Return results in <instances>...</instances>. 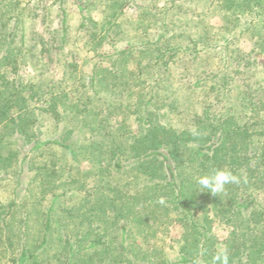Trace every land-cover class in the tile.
I'll return each instance as SVG.
<instances>
[{"label": "trees", "instance_id": "16d2710c", "mask_svg": "<svg viewBox=\"0 0 264 264\" xmlns=\"http://www.w3.org/2000/svg\"><path fill=\"white\" fill-rule=\"evenodd\" d=\"M128 1H73L80 15L76 35L100 58L84 73L74 47L77 44L72 41L67 8L72 0H0V172L10 174L16 165L21 175L29 153L48 149L68 155L72 167L83 160L91 164L79 179L91 172L99 177L94 197L86 191L80 198L74 193L54 196L44 212L41 245L47 243L54 220L61 231L67 217L77 226L73 232L57 234L65 253L64 259L58 257L61 264H168L162 257L152 260L149 251L137 247L136 239L130 246L125 244L135 231L144 235L153 229L161 209L167 215L169 210L181 209L184 215L179 220L185 219V227L190 226L191 237L185 235L180 263L264 264V91L256 102L244 107L250 113L244 122L235 106H224L219 117H211L207 110L192 129L178 131L161 122L157 90L153 87L147 94L143 77L161 64L170 68L179 49L169 43L168 28L156 40L142 41V50L137 51V43H132L107 51L105 46L121 33L118 20ZM222 3L232 14L247 12L257 20L264 16V0ZM143 9L139 22L153 11L150 6ZM53 14L59 28L39 32L37 26L49 27ZM163 19L167 27L168 21ZM53 55L60 68L56 78L49 75ZM146 55L147 62L142 60ZM154 76L158 80V73ZM228 79L223 78V84ZM117 90L123 97L115 105L109 95ZM126 97L129 103L124 104ZM124 112L127 118L134 115L136 131L129 128L126 117H115ZM44 120L56 125L53 134L42 129ZM193 142L197 144L191 146ZM187 159L197 176L190 182L182 176ZM52 161L51 168L46 163L38 166L46 192L56 179V162ZM131 161L143 183L125 193L118 175ZM78 180L71 175L63 182ZM82 183L85 188L86 182ZM207 201L213 203L216 214L235 213L233 218L229 215L234 230L223 249L210 234L207 224L211 221L205 217L207 224H202L196 219L195 209L205 208ZM16 205L12 200L0 208V234L9 245L13 242L8 219ZM120 219L125 220L121 243L112 247L119 236L110 234L111 226L118 229ZM34 254L23 245L18 260L24 262Z\"/></svg>", "mask_w": 264, "mask_h": 264}, {"label": "rangeland", "instance_id": "374dc122", "mask_svg": "<svg viewBox=\"0 0 264 264\" xmlns=\"http://www.w3.org/2000/svg\"><path fill=\"white\" fill-rule=\"evenodd\" d=\"M73 1L76 0H72L67 7L72 24V41L77 44L74 47L79 54L78 63L81 65V70L86 73L91 71L95 60H100V58L94 55V52L88 51L78 34L76 35L80 15ZM149 6L152 7V14L148 13L146 21L139 22V16L144 12L143 8ZM53 16L49 27L37 26L39 32L59 28V21L55 18V14ZM95 16L98 15L95 14ZM163 18L168 21L167 27H165ZM118 22L121 26L117 30L121 33L118 35L112 33L116 36L115 41L105 46L110 53L115 52L116 48H124L132 43H137L134 47L137 51L142 50L140 49L142 41L156 40L158 36L166 33L168 28L170 30L167 32L168 37L165 35V39L167 37L169 43L179 49L175 62L170 64V68L165 69L161 64L160 67L153 68V73H146L143 77L146 80L144 86L147 94L153 90V87L157 90L159 102L156 105L161 107L158 115L161 122L178 131L192 129L197 127L195 120L198 122L200 118H203L207 110L211 117L215 115L219 117V114L223 113L224 106H235L239 113L242 112L241 116L244 117L240 122L248 120L250 113L244 107L251 102H256L258 96L264 91V16L257 20L255 16L247 12L243 14L236 11L232 14L226 9L222 0H129ZM76 36L78 41L75 42ZM148 59L149 55H146L142 60L147 62ZM130 65L132 66L133 63ZM49 70L50 77L55 76L56 78L59 74L60 68L56 57L51 62ZM28 72L33 73L34 71L28 70ZM157 73L158 80L155 79L157 76H154ZM223 78H229L228 84H223L225 80ZM226 91L229 92L227 95L224 93ZM111 95V97L109 95V101L118 105L123 97L121 90ZM128 100L126 97L124 104L129 103ZM132 100L136 102V97ZM125 112L116 115L117 120L127 118ZM134 118V115L129 114L127 122L131 123L129 128L136 131L137 127L133 124ZM42 125V129L49 131L50 134L55 132L54 122L45 121ZM192 144L197 143L193 142L191 146ZM41 152L29 153L21 175H18L19 167L16 165L10 169V174L0 172V208L12 200L17 202L14 214L8 219L12 245L4 241V236L0 234V264H61L65 253L61 249L62 243L57 240V234L58 232L62 234L73 232L72 230H76L77 226L67 217L63 220L65 223L61 231L54 220L47 243L41 245L44 234L43 223L46 218L44 212L54 196L75 194V198H80L86 191L94 197L96 184H100L99 177L92 172L84 176L82 180L79 179L91 168V164L85 160L75 168L72 167L68 155L60 150L48 149ZM189 152L187 150L184 155L188 156ZM23 155L24 153L21 157ZM52 160L56 162L54 167L56 170L54 178L56 179L54 186L50 185L46 192L42 186L38 166L44 167L46 163L51 168ZM185 162L187 167L182 171V176L190 182L191 178L197 177L194 175L195 166L189 159ZM133 163L134 161H131L128 168L118 175V182L125 193L134 191L143 183V177L133 169ZM71 175L79 180L65 184L63 180ZM83 181L86 182L85 188H81ZM162 211L164 210H159L158 213L161 215L159 219H156L153 229L145 232L144 235L135 231L132 237L126 238L125 244L130 246L136 239L137 247L140 246L141 249L149 251L148 253L153 257L152 260L162 257L169 262L168 264H182L179 262L180 249L185 243V235L188 233L191 237L188 231L190 226L185 227L183 223L185 219L179 220L184 215L181 209L178 212L169 210L168 215ZM194 212L200 223H206L205 217L211 221L206 223L210 228L211 236L215 239L219 249L225 248L226 240L234 230V224L231 221L228 222V218L229 215L233 218L235 213L230 211L228 216L225 215L226 217L216 214L214 205L210 201H207L205 208L197 207ZM188 219L190 220L189 217ZM124 222L125 220L120 219L118 229L111 226L110 234L119 236L118 242L113 240L112 247H117L121 243L123 235L121 225ZM23 245H26L29 253L34 252L35 254L33 258L20 262L18 259ZM59 256L62 257L61 261Z\"/></svg>", "mask_w": 264, "mask_h": 264}]
</instances>
